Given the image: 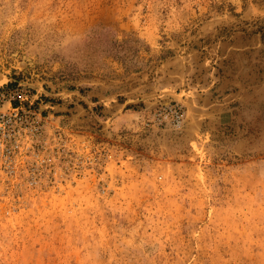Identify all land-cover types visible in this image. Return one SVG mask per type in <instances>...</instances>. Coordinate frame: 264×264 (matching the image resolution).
Wrapping results in <instances>:
<instances>
[{
    "label": "rangeland",
    "instance_id": "1",
    "mask_svg": "<svg viewBox=\"0 0 264 264\" xmlns=\"http://www.w3.org/2000/svg\"><path fill=\"white\" fill-rule=\"evenodd\" d=\"M5 90L53 164L0 264H264V0H0Z\"/></svg>",
    "mask_w": 264,
    "mask_h": 264
},
{
    "label": "built area",
    "instance_id": "2",
    "mask_svg": "<svg viewBox=\"0 0 264 264\" xmlns=\"http://www.w3.org/2000/svg\"><path fill=\"white\" fill-rule=\"evenodd\" d=\"M8 95L6 90L0 91V173L38 184L42 171L53 164L52 148L46 136L48 121L36 110L24 106L23 102L29 100L27 94L22 93L20 104L14 107ZM2 101L10 107L4 109ZM171 113L176 121L182 120L181 109L171 108Z\"/></svg>",
    "mask_w": 264,
    "mask_h": 264
}]
</instances>
